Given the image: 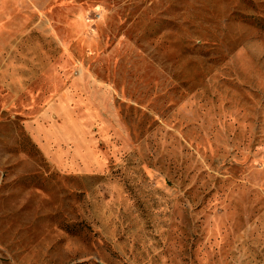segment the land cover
<instances>
[{"label": "rangeland", "instance_id": "rangeland-1", "mask_svg": "<svg viewBox=\"0 0 264 264\" xmlns=\"http://www.w3.org/2000/svg\"><path fill=\"white\" fill-rule=\"evenodd\" d=\"M0 264H264V0H0Z\"/></svg>", "mask_w": 264, "mask_h": 264}]
</instances>
